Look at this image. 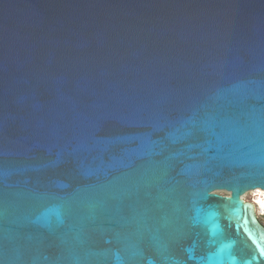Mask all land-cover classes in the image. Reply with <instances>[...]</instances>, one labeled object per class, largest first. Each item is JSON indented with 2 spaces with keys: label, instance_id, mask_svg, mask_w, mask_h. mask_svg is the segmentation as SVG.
<instances>
[{
  "label": "water",
  "instance_id": "95a60500",
  "mask_svg": "<svg viewBox=\"0 0 264 264\" xmlns=\"http://www.w3.org/2000/svg\"><path fill=\"white\" fill-rule=\"evenodd\" d=\"M258 188L264 0H0V264H264Z\"/></svg>",
  "mask_w": 264,
  "mask_h": 264
},
{
  "label": "rangeland",
  "instance_id": "374dc122",
  "mask_svg": "<svg viewBox=\"0 0 264 264\" xmlns=\"http://www.w3.org/2000/svg\"><path fill=\"white\" fill-rule=\"evenodd\" d=\"M219 193L224 194L226 192L225 191H220ZM245 196H246V200L252 201V194H251V192H247ZM255 199H256V202L255 203H258L262 208H264V193H260V197H256ZM259 219L264 224V218L263 217H259Z\"/></svg>",
  "mask_w": 264,
  "mask_h": 264
},
{
  "label": "built area",
  "instance_id": "2783aa9c",
  "mask_svg": "<svg viewBox=\"0 0 264 264\" xmlns=\"http://www.w3.org/2000/svg\"><path fill=\"white\" fill-rule=\"evenodd\" d=\"M252 194V201L256 202V197H260V193H257V191L253 192V190L249 191ZM245 196V195H244ZM256 206V213L259 217L264 218V208H262L258 203H255Z\"/></svg>",
  "mask_w": 264,
  "mask_h": 264
},
{
  "label": "bare ground",
  "instance_id": "6f19581e",
  "mask_svg": "<svg viewBox=\"0 0 264 264\" xmlns=\"http://www.w3.org/2000/svg\"><path fill=\"white\" fill-rule=\"evenodd\" d=\"M255 191H257V193H264V189H262V188H258V189L253 190V192H255ZM244 198L246 199V196H244Z\"/></svg>",
  "mask_w": 264,
  "mask_h": 264
}]
</instances>
